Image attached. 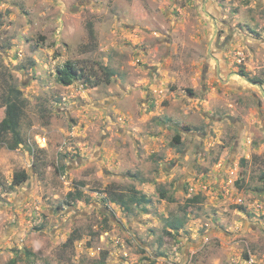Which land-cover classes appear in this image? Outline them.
<instances>
[{
	"label": "rangeland",
	"instance_id": "374dc122",
	"mask_svg": "<svg viewBox=\"0 0 264 264\" xmlns=\"http://www.w3.org/2000/svg\"><path fill=\"white\" fill-rule=\"evenodd\" d=\"M12 83L0 264H264V0H0V121Z\"/></svg>",
	"mask_w": 264,
	"mask_h": 264
},
{
	"label": "trees",
	"instance_id": "16d2710c",
	"mask_svg": "<svg viewBox=\"0 0 264 264\" xmlns=\"http://www.w3.org/2000/svg\"><path fill=\"white\" fill-rule=\"evenodd\" d=\"M106 68L105 71H107ZM78 66L72 62H66L62 67L58 69V81L63 85H71L75 81L83 78V74ZM107 77L105 82H110L111 76L114 74L111 70L107 71ZM90 84H98L99 80H86ZM26 100L22 95V91L14 83L9 85L8 97L6 102V113L4 118L0 121V139L5 134H12L14 142L10 144L11 148H15L24 142V138L21 132V120L24 113ZM33 155V152H32ZM29 178V174L26 170H20L14 174V183L22 184ZM84 193L82 190L68 192L66 199L68 204L74 202V200L84 199ZM109 200L116 204H121L127 210H131L133 205H142L150 202V198L146 194L140 193L135 188H131L128 192L113 189L109 194ZM201 198L195 196L189 199L190 203L199 202ZM74 241V236L69 238V242Z\"/></svg>",
	"mask_w": 264,
	"mask_h": 264
},
{
	"label": "built area",
	"instance_id": "2783aa9c",
	"mask_svg": "<svg viewBox=\"0 0 264 264\" xmlns=\"http://www.w3.org/2000/svg\"><path fill=\"white\" fill-rule=\"evenodd\" d=\"M44 141H46V138H44Z\"/></svg>",
	"mask_w": 264,
	"mask_h": 264
}]
</instances>
